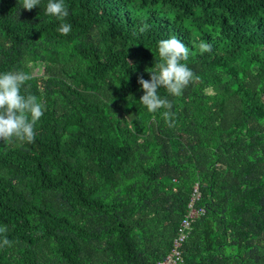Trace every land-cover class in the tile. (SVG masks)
I'll use <instances>...</instances> for the list:
<instances>
[{
    "label": "trees",
    "instance_id": "1",
    "mask_svg": "<svg viewBox=\"0 0 264 264\" xmlns=\"http://www.w3.org/2000/svg\"><path fill=\"white\" fill-rule=\"evenodd\" d=\"M47 2L0 0V73L45 105L34 142L0 141V264H156L192 199L178 264H264V0ZM172 36L199 79L159 89L169 127L137 78Z\"/></svg>",
    "mask_w": 264,
    "mask_h": 264
},
{
    "label": "clouds",
    "instance_id": "2",
    "mask_svg": "<svg viewBox=\"0 0 264 264\" xmlns=\"http://www.w3.org/2000/svg\"><path fill=\"white\" fill-rule=\"evenodd\" d=\"M40 5V0H22L20 8L31 11ZM45 13L64 21L69 16V11L64 0H48ZM149 25L144 23L139 32L148 31ZM71 31V24L61 23L58 32L61 35H68ZM201 53L210 52L212 45L201 43ZM189 48L186 47L176 36L162 39L158 44L159 63L150 72V79L137 78L143 95L139 101L146 107L149 113H155L163 108L168 111L163 113L169 127L174 126L170 122L172 115V103L167 98H162L158 92L164 88L169 96L179 97L194 80L193 71L183 61L189 58ZM130 63V62H129ZM131 64V63H130ZM134 68V65H132ZM33 77L24 71H6L0 73V141L8 144L32 143L35 138V125L45 111V105L35 95L22 94L21 88ZM7 232L6 227H0V234ZM12 242L6 236L0 241V247H11Z\"/></svg>",
    "mask_w": 264,
    "mask_h": 264
},
{
    "label": "built area",
    "instance_id": "3",
    "mask_svg": "<svg viewBox=\"0 0 264 264\" xmlns=\"http://www.w3.org/2000/svg\"><path fill=\"white\" fill-rule=\"evenodd\" d=\"M197 196L198 195L195 197ZM201 211L203 210L194 207L193 199L188 203L187 212L178 224L176 235L173 239L169 252L162 259L158 260L156 264H178L182 260V243L185 241L190 232L193 218Z\"/></svg>",
    "mask_w": 264,
    "mask_h": 264
}]
</instances>
